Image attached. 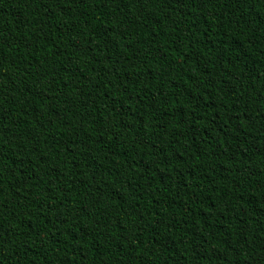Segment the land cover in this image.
Here are the masks:
<instances>
[{
	"label": "trees",
	"instance_id": "obj_1",
	"mask_svg": "<svg viewBox=\"0 0 264 264\" xmlns=\"http://www.w3.org/2000/svg\"><path fill=\"white\" fill-rule=\"evenodd\" d=\"M0 264H264V0H0Z\"/></svg>",
	"mask_w": 264,
	"mask_h": 264
}]
</instances>
